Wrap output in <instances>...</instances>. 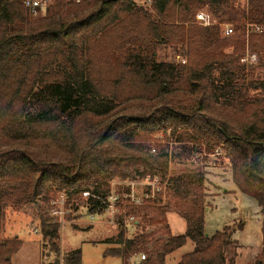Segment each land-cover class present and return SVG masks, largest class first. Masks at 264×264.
<instances>
[{
	"label": "trees",
	"instance_id": "trees-1",
	"mask_svg": "<svg viewBox=\"0 0 264 264\" xmlns=\"http://www.w3.org/2000/svg\"><path fill=\"white\" fill-rule=\"evenodd\" d=\"M236 3L83 0L33 18L23 0H0V232L8 209L38 203L42 264H82L81 249L61 248V219L103 217L114 195L117 233L105 255L167 264L192 242L178 264H237L242 225L205 230L206 162L221 156L260 208L251 264H264V0L246 11ZM199 12L215 25L200 26ZM247 50L261 59L242 63ZM176 162L191 168L171 173ZM125 182H146L143 202ZM60 197L62 218L52 211ZM171 212L184 234L172 235ZM162 231L166 242L154 239ZM21 248L18 236L0 240V264Z\"/></svg>",
	"mask_w": 264,
	"mask_h": 264
},
{
	"label": "rangeland",
	"instance_id": "rangeland-1",
	"mask_svg": "<svg viewBox=\"0 0 264 264\" xmlns=\"http://www.w3.org/2000/svg\"><path fill=\"white\" fill-rule=\"evenodd\" d=\"M245 0H237V6L242 5ZM233 27V26H232ZM258 54V53H257ZM171 59L175 55L174 51L167 50L161 53V57ZM262 54H258L261 59ZM177 60L179 56H176ZM208 173V198L205 209V230L206 235L213 236L218 231H223L226 227L235 228L242 225L234 234V239L239 243L237 254V264H251L253 258L262 249V224L263 216L260 212L257 201L251 196L242 193L233 180L232 172L227 160L221 156H210L206 162ZM191 168L189 163L179 162L171 165V173H178ZM156 184V182H154ZM124 184H127L125 182ZM134 187L131 200L134 203L143 202V192L146 182L131 183ZM122 182L113 185L116 191ZM126 186V185H124ZM155 189L157 186L154 187ZM38 204V203H37ZM28 204L19 210L8 209L4 229L0 232V240L18 236L22 241V248L11 259L10 264H42V235L38 228V205ZM53 214H59L62 218L67 212L64 207L63 197L55 202ZM114 213L107 211L105 216L97 217L104 223L85 224L83 219L67 222L61 219V248L63 252L81 249L82 264H121V261L111 255H105L107 249L112 247L106 240L116 235L117 228L114 222ZM95 221V220H94ZM168 222L173 236L184 234L186 231V221L177 213L168 214ZM79 225L83 229H75L72 225ZM131 232L128 236H132ZM155 240L166 242L169 236L162 232H157ZM195 249V244L188 242L167 258V264H178L182 257L191 253ZM141 255L132 260H140Z\"/></svg>",
	"mask_w": 264,
	"mask_h": 264
},
{
	"label": "built area",
	"instance_id": "built-area-1",
	"mask_svg": "<svg viewBox=\"0 0 264 264\" xmlns=\"http://www.w3.org/2000/svg\"><path fill=\"white\" fill-rule=\"evenodd\" d=\"M83 2V0H23V5L27 12L33 17V18H38L39 16L43 15L48 8L57 5V4H68V3H74V4H79ZM248 6V0H245L242 5H239L238 8L242 11H246ZM196 22L203 27H210L215 25V22L211 18V16L207 13L204 12H199L196 15ZM224 31L223 34L228 36L233 33V27L229 25L223 26ZM257 31H260L259 28L256 27ZM249 46V43H247V47ZM259 60V57L257 54L250 52L247 50L246 55L243 59H241L242 63H250V64H256ZM150 184L153 188L155 187V183H148ZM87 196V194H84ZM116 196H112L110 198V207L109 210L112 212H115V201H116ZM141 260L145 259V255L142 254ZM122 264V262H121ZM134 264V262H132Z\"/></svg>",
	"mask_w": 264,
	"mask_h": 264
},
{
	"label": "crops",
	"instance_id": "crops-1",
	"mask_svg": "<svg viewBox=\"0 0 264 264\" xmlns=\"http://www.w3.org/2000/svg\"><path fill=\"white\" fill-rule=\"evenodd\" d=\"M131 183H136V182H127V184H125V185L130 186V188L132 189V192H133L134 187L133 186L131 187V185H132ZM144 196H143V199H144ZM100 219L101 218H97L95 216L94 217H88V218H85L84 223L85 224H93V223H97V222H99V223L105 222V221H102Z\"/></svg>",
	"mask_w": 264,
	"mask_h": 264
}]
</instances>
